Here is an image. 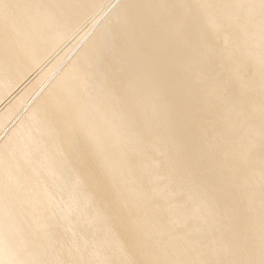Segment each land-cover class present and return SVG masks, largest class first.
<instances>
[{"label": "rangeland", "instance_id": "obj_1", "mask_svg": "<svg viewBox=\"0 0 264 264\" xmlns=\"http://www.w3.org/2000/svg\"><path fill=\"white\" fill-rule=\"evenodd\" d=\"M14 2L2 0L0 8L13 6ZM119 2L125 4L128 0H105L97 5L76 26L78 28L64 35L63 41L59 43L61 46L56 45L54 49L57 52L52 51L53 54L45 58L46 63L41 61L43 63L40 62L28 74L27 78H30L41 70L45 71L46 64L58 55L48 66L49 71L43 79L36 84H33L34 80L31 82L18 113L0 132V142L10 133L11 146L27 143L19 152L27 156L24 164L33 166L36 171L35 184L39 191L35 192L33 199L36 202L47 201L44 206L35 205L38 208L35 212L31 205L19 208L22 217L14 222V227L25 223L38 225V228L27 235L14 233L9 236L6 243L10 252L0 251V261L1 258L5 261L14 256L17 264H38L43 255L53 253L57 255V260L46 264H150V261L141 258L145 248L137 247V236L129 237L126 245L121 244L120 241L128 235L123 227L135 217L148 216L150 222L156 221L166 226L171 220L188 214L186 219L172 226L170 235L160 233L158 246L168 245L174 239H185L186 244H204L194 256L202 264H264V253L259 252L260 246L264 244V223L261 221L264 215V136L244 132L246 125L258 127L264 121V85L242 75L245 66L235 67L234 64L237 55L243 53L230 51L228 45L222 47L218 56L204 60L202 68L193 72L192 79H187V71L181 70L182 59L176 61V67L168 69L156 66L144 70L143 76L135 78L134 70H138L136 68L145 62L141 45L143 37L123 40L126 48L113 53L114 59L124 62V65L126 62L138 63L135 68L130 66L119 72V75L129 79L131 90L151 88L157 94V98L150 100L158 108L145 107L144 120H130L125 127L130 132H145L157 137L161 142L156 144V154L173 160L171 168L159 173L148 183L142 181L143 175L138 172L125 175L110 170L102 172L94 182L88 183L96 184L91 188L76 182V177H81V170L75 165L72 153L65 149L63 142L47 150L34 148L27 151L28 141L35 140L37 134L28 123L17 127L18 123L25 120L27 112L44 91L79 57L82 50L99 42L108 50L114 49L116 45L107 36V31L115 29L119 23L108 17ZM263 20L259 18L256 21L254 30L259 28L258 23ZM102 35L104 38L96 40ZM152 41V35H148L147 44ZM260 45L264 46V36L260 38ZM96 55L94 50L88 56L94 59ZM156 56L159 55L155 53ZM100 57L104 61L108 59L107 55ZM154 57L150 60L151 64L159 61V57ZM258 64L263 65L264 58ZM27 80L4 95L0 99V107L15 91L27 84ZM245 86L249 88L244 89ZM258 99L260 102H257ZM252 105H257L259 109L249 113L243 108ZM117 110L119 112L122 109ZM120 114L127 117L125 110ZM217 119L235 123V129L216 125ZM126 141L138 156H145V145L136 139ZM230 144L236 146L234 150L228 147ZM248 145L251 146L250 150L240 160H226L229 155L236 156ZM44 155L61 160L62 166L58 171L47 172L40 165L39 158ZM245 167L250 169L249 173H245ZM112 174L117 177V182L108 185L106 179ZM33 176L24 172L22 180H15L12 183L14 187L20 182L22 186L13 195L25 197L29 191L27 181ZM167 176L182 180L175 186L170 185ZM187 181L197 184L196 188L193 189ZM253 187H256L255 197L249 200ZM132 190L142 196L141 202L131 203L126 195H119L121 191ZM154 193L166 200L186 198L180 204L168 206L156 214L150 212L154 202L147 198ZM9 207L15 208L16 205ZM109 211L112 215H108ZM246 221L249 224L244 225ZM232 222L236 224L234 229H230ZM158 227L150 228V234L143 237L146 244L150 243L151 235L158 233ZM3 230L4 226L1 227ZM43 232H49L50 235L44 237ZM23 237L28 242L27 248L37 250L38 254L30 255L13 245L12 239L16 241ZM183 249L184 245L171 254L157 257V264H172L174 256L182 253ZM246 256L250 257L248 261Z\"/></svg>", "mask_w": 264, "mask_h": 264}, {"label": "bare ground", "instance_id": "obj_2", "mask_svg": "<svg viewBox=\"0 0 264 264\" xmlns=\"http://www.w3.org/2000/svg\"><path fill=\"white\" fill-rule=\"evenodd\" d=\"M102 2L105 0H15L13 6L0 8V99L28 79L27 84L20 85L21 89L15 91L0 107V132L18 113L31 82L34 80L33 84H36L41 81L49 71L48 66L58 55L54 54L56 58L53 57L46 64L45 71L41 70L30 78H27L28 74L41 61L45 62V58L56 51V45L61 46L59 43L63 41L64 35L73 28H78L76 26L83 18ZM259 18H264V0H128L125 4L117 3L111 9L108 19H115L119 26L107 31V36L116 45L114 49L108 50L99 42L82 50L79 57L44 91L27 112L25 120L18 123L17 127L28 123L37 134L35 140L28 141L27 151L34 148L47 150L54 144L63 142L65 149L72 153L75 165L81 170V177H76V182L91 188L96 184L88 183L94 182L102 172L110 170L125 175L138 172L143 175L142 181L148 183L159 173L171 168L173 160L156 154V144L161 142L157 137L145 132H130L125 127L130 120H144L145 107L158 108L150 100L157 98V94L151 88L131 90L128 86L129 79L119 75V72L130 66L135 68L138 63L126 62L124 65V62L114 59L113 53L126 48L123 40L143 37L141 45L145 62L136 68L138 70H134L135 78L143 76L144 70L156 66L168 69L176 67V61L182 59L181 70L187 71V79H192L193 72L202 68L204 60L218 56L222 47L228 45L230 51L243 53L237 55L234 64L235 67L245 66V73L242 75L263 82L264 85V64H258L264 58V46L260 45V38L264 36V20L254 30ZM148 35H152L153 41L147 44ZM102 38L103 35L96 37V40ZM94 50L97 55L90 59L88 55ZM155 53L159 56L154 57ZM103 55L108 56L106 61L101 59L100 56ZM153 57H159L155 64L150 63ZM262 88L264 94V86ZM183 102L186 103L184 100ZM257 102H260L259 99ZM117 108L122 110L118 112ZM243 108L249 110V113L259 109L257 105ZM124 110L127 112L126 118L120 114ZM215 124L229 130H234L236 126L235 123L222 119H217ZM244 132L263 137L264 121L258 127L246 125ZM13 133L14 131L11 134ZM9 134L0 142V231L4 226V230L0 232V251L7 253L10 252L6 243L9 236L14 233L27 235L38 228V225L30 226L25 223L14 227V222L22 217L19 208L47 204V201L36 202L33 199L35 192L39 191L35 184L36 171L33 166L24 164L27 156L19 152L27 143L18 147L11 146L12 137ZM127 139H136L145 145V156H138L127 145ZM220 144L224 145V142ZM228 147L234 150L236 146L230 144ZM250 147L248 145L242 148L236 156L229 155L226 160H240ZM175 151L176 149L173 150L174 153ZM39 159L40 165L47 172H56L62 166L61 160H53L47 155ZM24 172L34 174L33 179L27 181L29 191L25 197L13 195V192L21 188L22 182L15 187L12 183L22 180ZM249 172L250 169L245 167V173ZM181 180L169 177L168 182L175 186ZM106 182L112 185L117 182V177L109 175ZM187 182L191 183L189 185L193 189L196 188L197 184ZM255 191L256 187H253L249 200L254 199ZM123 194L131 203L142 201V196L135 190L121 191L119 195ZM147 198L154 202L150 212L158 214L168 206L180 204L186 197L166 200L154 193ZM11 205L16 207L10 208ZM37 209L34 207L33 212ZM108 215H112L111 211ZM187 217L188 214H184L171 220L166 226H161L156 221L150 222L148 216L135 217L123 227L128 235L120 242L126 245L129 237L137 236V247L145 248L141 258L150 261V264H157V257L171 254L184 245L183 252L174 256L172 264H202L194 256L203 243L186 244L185 239H174L168 245L158 246L160 233L170 235L172 226ZM261 221L264 223V215ZM247 224L249 221L244 222V225ZM156 227L159 229L158 233L151 235L150 243L146 244L143 237L150 234V228ZM230 227L234 229L236 224L232 222ZM43 235L48 237L50 233L43 232ZM11 241L15 247L30 255L39 253L27 248L25 237ZM259 252L264 253V244L260 246ZM245 259L248 261L250 257L246 256ZM56 260V254L48 253L43 255L38 264ZM0 264H17L16 258L10 256L5 261L1 258Z\"/></svg>", "mask_w": 264, "mask_h": 264}]
</instances>
